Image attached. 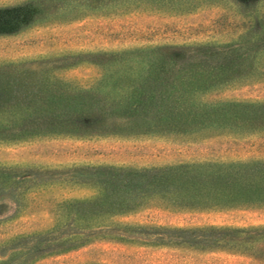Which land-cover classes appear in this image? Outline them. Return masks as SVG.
<instances>
[{"label": "rangeland", "instance_id": "rangeland-1", "mask_svg": "<svg viewBox=\"0 0 264 264\" xmlns=\"http://www.w3.org/2000/svg\"><path fill=\"white\" fill-rule=\"evenodd\" d=\"M176 59L190 91L167 112L0 143V264H264V0H0V89L18 98L45 83L54 106L133 102L175 85ZM111 167L163 189L65 249L76 217L115 208L98 189Z\"/></svg>", "mask_w": 264, "mask_h": 264}, {"label": "trees", "instance_id": "trees-1", "mask_svg": "<svg viewBox=\"0 0 264 264\" xmlns=\"http://www.w3.org/2000/svg\"><path fill=\"white\" fill-rule=\"evenodd\" d=\"M248 34V33H247ZM251 34V33H249ZM253 43L248 40H241L236 43V46L239 47L241 51L243 46L246 49V53L255 50L251 48ZM241 46V47H240ZM240 51L236 53V57H231V55L226 59L224 69H228L229 66L236 60L245 57L240 54ZM249 51V52H247ZM258 51V50H257ZM250 55V54H249ZM255 58V56L251 57ZM245 59V58H244ZM225 60V59H224ZM250 60V58H248ZM177 63L179 61V69L176 70V73L180 75L177 76L176 84L171 87L165 88H154L147 89L145 87L136 86L133 87L132 97L138 90H144L145 95H138V99L133 100V102H109L107 104H91L86 101L76 102V109L65 107V106H54L43 102L45 95L51 91L49 85L41 83L39 88L33 90L36 98H30L28 95H23L22 98L16 97L14 90L12 91L7 88L0 89V143H14L21 142L32 139L35 136H38L44 132L50 131H62L61 129H71L69 131L76 132L77 134L83 135L89 133L90 128L96 127V124L101 117V114L112 113L116 110H125L126 114L131 117L135 116L139 112H153L154 110L161 112H167L169 108L177 106V103L184 102L186 99L188 87H186V80H190L187 75L189 69L186 66V62L183 63L182 60H175ZM221 61V60H219ZM183 63V65H182ZM219 63V62H218ZM217 63V64H218ZM227 64V65H226ZM224 65V61L221 64ZM222 66H219L222 67ZM218 66L215 65L214 68ZM223 69V67L221 68ZM200 70H206L200 66ZM140 85V84H139ZM164 87V86H163ZM172 90H169V89ZM115 89V88H113ZM116 94H119L118 91H114ZM128 94V97L129 95ZM120 98H126L123 94H119ZM131 97V98H132ZM78 99V97H76ZM82 98V97H81ZM145 104V105H143ZM248 105V104H247ZM246 105V106H247ZM234 106H239V104H234ZM249 106V105H248ZM177 115L182 114L181 112H176ZM179 113V114H178ZM182 116V115H179ZM236 117H239L238 114H235ZM91 119V120H88ZM173 120H170L172 123ZM173 124V123H172ZM174 125V124H173ZM72 128H69V127ZM248 171V170H247ZM259 172H253L252 175L264 180V168ZM154 173V172H153ZM106 178L103 181L104 184L99 186V194L102 197H106L109 201H112L111 204L115 208L109 209V215L106 217L103 213L93 212L89 216H80L76 217V242L71 238L67 241L66 248H73L83 244L90 235L94 234L96 229H99L103 226L109 228V224H102L104 219H112L116 214H120L125 210H131L133 206L130 204L131 201H134L139 194H155L159 193L163 187H159V183L162 181V176H157V174L150 173L149 170L144 171H132L129 169L123 168H113L111 167L106 173ZM140 196V195H139ZM97 198H100L99 196ZM92 198H82L76 199L77 204L83 203H92ZM105 217V218H104ZM173 234L177 236L188 234L189 232L184 230H171ZM29 241L33 243L44 242L45 239H49V242L54 243L53 241H58L56 238H48L44 233L33 234L28 236Z\"/></svg>", "mask_w": 264, "mask_h": 264}]
</instances>
